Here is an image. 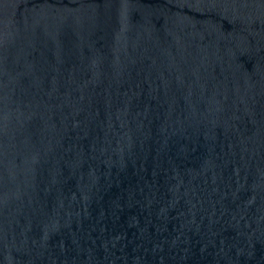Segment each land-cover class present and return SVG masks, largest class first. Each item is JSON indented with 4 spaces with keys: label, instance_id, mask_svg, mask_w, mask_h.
I'll return each instance as SVG.
<instances>
[{
    "label": "water",
    "instance_id": "obj_1",
    "mask_svg": "<svg viewBox=\"0 0 264 264\" xmlns=\"http://www.w3.org/2000/svg\"><path fill=\"white\" fill-rule=\"evenodd\" d=\"M0 264H264V0H0Z\"/></svg>",
    "mask_w": 264,
    "mask_h": 264
}]
</instances>
